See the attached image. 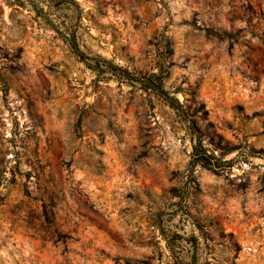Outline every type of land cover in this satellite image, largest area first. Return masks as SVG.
<instances>
[{
	"label": "rangeland",
	"instance_id": "1",
	"mask_svg": "<svg viewBox=\"0 0 264 264\" xmlns=\"http://www.w3.org/2000/svg\"><path fill=\"white\" fill-rule=\"evenodd\" d=\"M0 264H264V0H0Z\"/></svg>",
	"mask_w": 264,
	"mask_h": 264
},
{
	"label": "trees",
	"instance_id": "2",
	"mask_svg": "<svg viewBox=\"0 0 264 264\" xmlns=\"http://www.w3.org/2000/svg\"><path fill=\"white\" fill-rule=\"evenodd\" d=\"M121 70H124L118 67ZM128 74L132 75L130 72ZM133 76V75H132ZM163 75L157 72L147 73L142 76H134L132 79L134 81H141V83L145 86L146 89H152L156 91L159 95H161L164 99H166L171 106L174 108L181 107V103L177 97L171 95L169 90L164 88V79ZM197 145L195 146L194 154H198Z\"/></svg>",
	"mask_w": 264,
	"mask_h": 264
}]
</instances>
